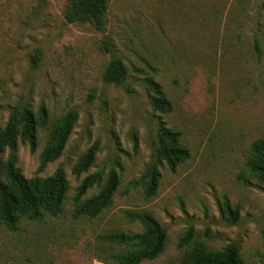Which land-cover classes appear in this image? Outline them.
I'll return each instance as SVG.
<instances>
[{
	"label": "rangeland",
	"instance_id": "rangeland-1",
	"mask_svg": "<svg viewBox=\"0 0 264 264\" xmlns=\"http://www.w3.org/2000/svg\"><path fill=\"white\" fill-rule=\"evenodd\" d=\"M66 4L0 0V130L14 107L44 106L51 121L70 111L79 115L62 157L44 171L40 156L48 130L41 129L37 152L19 146L26 177L47 178L63 167L70 189L57 218L26 222L20 234L0 224V264L15 262L19 243L28 257L43 262L47 249L30 238L42 229L71 236L75 246L114 230L142 233L143 224L125 212L152 214L168 234L164 253L142 264L178 262L188 248L179 244L190 230L194 242L210 250L237 243L245 264H264V184L247 169L253 143L264 140V0H112L105 32L67 24ZM105 39L112 53L101 51ZM113 56L130 70L121 86L103 81ZM149 78L162 84L172 113L154 110ZM161 122L182 134L191 153L176 172L156 156ZM95 144V164L76 175L78 161ZM7 157L8 151L0 154V168ZM155 164L161 180L148 197L147 172ZM112 171L120 186L111 205L97 218H75L78 205L101 191L95 186L78 199L82 180L97 175L105 183ZM226 202L239 210L235 222ZM82 255L62 240L58 263L77 264Z\"/></svg>",
	"mask_w": 264,
	"mask_h": 264
},
{
	"label": "trees",
	"instance_id": "trees-1",
	"mask_svg": "<svg viewBox=\"0 0 264 264\" xmlns=\"http://www.w3.org/2000/svg\"><path fill=\"white\" fill-rule=\"evenodd\" d=\"M112 0H67L64 18L69 25L91 26L97 31L105 32L108 27V13ZM101 51L113 52V44L105 39L101 41ZM254 50L261 54L259 42L255 40ZM39 58H35L38 61ZM130 75L126 62L114 57L109 62L103 75V81L109 85H124ZM146 89L152 95L154 110L162 115L173 112V104L162 84L154 78L146 80ZM79 115L70 111L61 118L51 121L50 112L46 107L34 111L28 106L14 107L11 110L6 126L0 130V154L8 151V157L0 168V224L13 234H20L26 222L45 224L47 220L55 219L62 209L70 189L66 171L59 167L47 178H28L19 167L18 149L21 144L27 145L32 152H37L40 145V131L49 132L48 141L41 152L40 170L62 157L71 135L78 123ZM158 145L156 156L160 164H165L171 172L190 159L189 148L182 143V134L166 123L161 122L158 129ZM99 145L89 148L80 158L74 173L83 175L95 164ZM247 169L264 184V140H256L251 148L247 161ZM146 193L148 197L156 195L161 180L158 165H153L147 172ZM247 185L252 183L245 179ZM95 186H101L98 195L91 197L78 205L75 218H97L108 208L120 186V176L112 171L105 183L97 175L85 177L77 188V198L81 199ZM226 212L235 220L239 210H234L226 202ZM132 221L143 224L142 233L132 234L123 231H109L96 237V243L75 246L69 241L71 236L61 235L56 229L50 232L33 231L31 240L36 247L47 249L40 257H28L26 247L19 243L15 246L12 264H59L57 254L60 243L65 241L68 250H80L84 255L78 256L77 264H93L97 260L104 264H142L147 260L158 259L165 251L168 242L166 229L149 213L125 212ZM81 246V247H79ZM181 248L188 246L180 260L174 264H245L241 247L231 243L221 251L208 249L201 242H194L193 231L190 230L181 240ZM77 253V252H76Z\"/></svg>",
	"mask_w": 264,
	"mask_h": 264
}]
</instances>
